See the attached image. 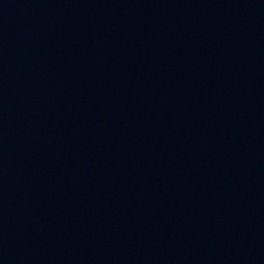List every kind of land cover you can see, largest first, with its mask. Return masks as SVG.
<instances>
[{
  "label": "water",
  "instance_id": "water-1",
  "mask_svg": "<svg viewBox=\"0 0 264 264\" xmlns=\"http://www.w3.org/2000/svg\"><path fill=\"white\" fill-rule=\"evenodd\" d=\"M0 264H264V0H0Z\"/></svg>",
  "mask_w": 264,
  "mask_h": 264
}]
</instances>
